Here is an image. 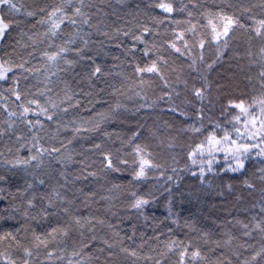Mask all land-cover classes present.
Listing matches in <instances>:
<instances>
[{
  "label": "trees",
  "instance_id": "obj_1",
  "mask_svg": "<svg viewBox=\"0 0 264 264\" xmlns=\"http://www.w3.org/2000/svg\"><path fill=\"white\" fill-rule=\"evenodd\" d=\"M13 2L19 13L0 6V63L16 78L0 81V264H180L185 251L184 264H264L259 149L240 173L217 153L203 183L207 151L189 159L217 122L237 136L228 100L264 95V0H165L171 14L160 0ZM223 16L245 26L227 45L213 40ZM153 63L159 75L137 72ZM140 159L152 167L134 179Z\"/></svg>",
  "mask_w": 264,
  "mask_h": 264
},
{
  "label": "snow or ice",
  "instance_id": "obj_2",
  "mask_svg": "<svg viewBox=\"0 0 264 264\" xmlns=\"http://www.w3.org/2000/svg\"><path fill=\"white\" fill-rule=\"evenodd\" d=\"M0 6H6L7 9L10 12H20V8L16 6V4L13 2V0H0ZM158 8H160L163 12L171 14L174 11V8L171 3L165 2V0H160V2L156 5ZM77 13H79V9L76 10ZM28 15H32V13H28ZM54 15V13H53ZM223 20L225 21L223 26V31H217L215 28H213V32L215 35L213 36V40L215 42H219L221 39L227 38L229 36V33L233 26L239 25V27L243 28L245 27L243 24H239V21L234 19L230 16H223ZM261 28L256 29L257 36L264 35V32L261 31V29H264V21H260ZM54 27H59V25L54 24ZM10 27L9 22H5L3 18H0V40H3L8 29ZM148 30L145 29V32ZM136 40L143 43V40L141 37H136ZM225 45H227L228 41L227 39H224ZM170 47H173L175 51L180 52L181 55H184L183 52L180 51L179 48H176L175 44L170 45ZM200 47H204V41L202 40L200 43ZM264 52V49L261 50ZM147 51L145 52V55H147ZM50 60L55 59L54 56L49 57ZM195 65V61H193V68ZM20 68H23V64L19 65ZM211 67V65H209ZM195 70V69H194ZM13 69L9 66H7L6 63H0V81H4L7 79H12L13 83L16 82L15 77H9L8 73L12 72ZM101 72V69L99 67H96L95 70L92 72V76H95ZM137 72H150V73H157L160 74L159 68L157 64L153 63L152 65L145 67V68H137ZM261 77V88L264 89V71L260 72ZM161 79H163V76H161ZM208 90V86L204 85L202 87H194L193 88V95L196 97L198 101L201 102V109L198 110V118L203 119L204 113H203V101L206 99L205 93ZM14 93H16V99H20V94L16 92V89H11ZM29 103H33L30 101ZM235 109L236 114H232V120L231 123L233 125V128L235 132L237 133V136L235 138H232L231 133L227 130L224 131V134L222 136L218 137L217 132L215 129H218L221 127V125L217 122L213 125V131H211L208 136L206 137V141H202L201 144L197 145V147L189 153V159L192 161L193 164H197L198 161L194 158L197 154L203 156L205 151H207L209 159L206 161L208 167L205 169L204 167L200 168V178L201 183L204 182V177L206 172L207 173H213L215 171H218L213 168V162L216 160V154L217 153H223V160L227 164V168L225 171L231 172V173H240L245 170V163L246 161L253 155V149H259L255 152V155L261 158H264V95H261L260 97L254 98L251 103L248 101L240 100L239 102L234 100H228L227 104L224 106L223 114L225 116L229 115V110ZM172 112H177L176 108H170L169 109ZM30 111L29 108L25 107L23 110V114H27ZM43 111V110H42ZM180 115H185V113L181 112ZM12 115V113H10ZM47 119L51 120L52 117L49 115L47 116ZM38 123V121H37ZM243 125V131L239 127H236V125ZM79 131V129H77ZM193 131L200 132L201 128H193ZM244 139L247 141H252V143H240V140ZM99 147V145H97ZM47 151V150H45ZM53 151H59L58 149H53ZM43 154V153H41ZM137 154H140V149H137ZM31 159H36L35 156L31 157ZM104 159L107 161V167L113 168L112 162L108 156H105ZM123 163V161H122ZM147 167H152L150 162L146 159H141L139 170L136 171L134 175V179H141L144 178L146 175L145 169ZM113 170H115L113 168ZM260 175L259 179L264 181V167H261L259 169ZM89 175H92V173H89ZM195 175V173H193ZM171 179V177H169ZM244 184L248 188H253L254 185L249 182L247 179H245ZM231 186H229L230 188ZM31 203V202H29ZM148 201L143 198H137L135 202L132 204L133 208L141 209L143 205L147 204ZM77 224L80 223L79 220L76 221ZM53 232H56L57 229H53ZM51 235V233L49 234ZM0 239H3V237H0ZM37 240H40V237H36ZM109 247H112V245H108ZM125 251H127L125 249ZM264 251V249H262ZM28 255H31V253H27ZM132 255H135V253H130ZM51 255V253H49ZM186 255V251L181 253V260L180 264H184V256ZM261 255V253H257L256 256ZM200 253L193 252L192 257L196 258L199 257ZM256 256H253L252 259L255 260Z\"/></svg>",
  "mask_w": 264,
  "mask_h": 264
},
{
  "label": "rangeland",
  "instance_id": "obj_3",
  "mask_svg": "<svg viewBox=\"0 0 264 264\" xmlns=\"http://www.w3.org/2000/svg\"><path fill=\"white\" fill-rule=\"evenodd\" d=\"M224 26V25H223ZM223 26H222V28H221V30H220V32H222L223 31ZM218 31V30H217ZM215 35V33L213 32V36ZM221 40H223V39H221ZM220 40V41H221ZM215 43H217V42H215ZM140 161H141V159L139 160V163H140Z\"/></svg>",
  "mask_w": 264,
  "mask_h": 264
}]
</instances>
